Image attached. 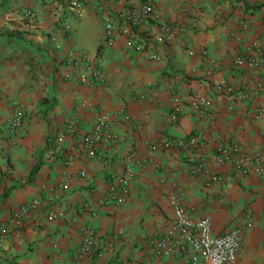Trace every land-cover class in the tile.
Wrapping results in <instances>:
<instances>
[{"label": "crops", "instance_id": "obj_1", "mask_svg": "<svg viewBox=\"0 0 264 264\" xmlns=\"http://www.w3.org/2000/svg\"><path fill=\"white\" fill-rule=\"evenodd\" d=\"M70 1L0 0V219L48 195L56 196L51 207L61 213L49 220L41 205L12 227L0 246V262L72 264L80 226L90 223L97 250L82 264H187L185 257L150 252V242L174 222L176 199L195 217L211 215L216 234L228 231L250 200L254 219L236 264H264V176L239 175L215 163L219 136L264 156V115L255 119L264 109V68L235 64L237 53L264 35V0H155L158 18L137 29L151 33L152 46L144 52L133 50L121 35L104 47L103 16L95 7L100 0H81L82 12ZM140 1L111 5L118 9ZM24 10H34L36 17H24ZM243 19L246 31L239 30ZM165 20L174 28L172 39L162 32ZM154 52L157 60L151 59ZM98 53L105 83L88 87L77 78L63 79L65 60ZM172 85L180 99L176 120ZM139 95L146 99L137 101ZM196 97L205 98L207 106L195 109ZM17 104L24 107L25 123L12 143L6 127ZM123 110L132 115V125L120 118ZM102 112L114 114L118 136L91 155L80 141ZM190 134L201 136L198 151L207 160V173L185 171L188 150L152 149L163 137ZM73 144L74 160L66 164ZM128 154L147 164L134 167L127 202L100 206L98 198L124 170ZM212 173L221 180L209 186ZM66 182L70 188L63 190ZM84 202L93 213L83 209Z\"/></svg>", "mask_w": 264, "mask_h": 264}, {"label": "built area", "instance_id": "obj_2", "mask_svg": "<svg viewBox=\"0 0 264 264\" xmlns=\"http://www.w3.org/2000/svg\"><path fill=\"white\" fill-rule=\"evenodd\" d=\"M113 0H100L96 3V9L102 14L104 22L105 40L104 47H110L118 35L128 39L129 45L137 52L146 51L152 46L151 33L149 30L139 33L142 25L150 20L158 18L156 12L155 0H141L140 3L131 4L124 8H114L111 5ZM70 4L78 12H82L83 5L81 0H71ZM22 15L26 18L34 19L36 12L34 10H24ZM249 23L243 19L239 22V30H248ZM162 32L168 39L173 38V26L168 21L161 23ZM102 44V45H103ZM157 53L151 54L152 60H157ZM235 64L243 68H264V35L257 38L246 47L245 51L240 50L235 58ZM63 79L77 80L88 87L101 85L105 83V77L101 68V56L99 53L94 57L84 55L79 58H70L65 60L63 66ZM171 93L174 101L173 119L176 120L180 114V99L175 85L171 86ZM249 97V94H245ZM139 102L146 99V95L135 97ZM195 109L207 106V100L203 97H196L192 103ZM119 116L129 125H132L133 117L130 113L123 110ZM264 109L257 110L255 119L263 117ZM25 123L24 107L20 104L12 109L7 122V133L12 143L16 142L17 136L22 131ZM117 123L114 114L111 112H102L96 119L95 124L80 141V146L91 155H95L98 148L104 142H111L117 139ZM60 140L64 139V134H60ZM201 146V136L190 134L185 137H163L161 141L152 144V149L167 150H188L191 152L187 159L185 171L190 175H199L207 173L208 163L204 156L198 151ZM76 144H73L70 151L66 154V164H71L74 160L73 150ZM215 163L217 166H231L239 175L255 173L264 176V156L263 152H253L248 150L241 142L227 143L225 138L219 136L216 144ZM147 162L139 160L132 154H128L125 159L124 170L112 176L107 187L98 198L100 206L121 207L124 205L130 195L131 183L135 175L134 167H142ZM86 175L85 171L81 172ZM221 177L215 173L209 174V186L213 182H218ZM69 184H63L62 189L68 190ZM42 189L50 191L47 185ZM223 195V189L219 192ZM56 196L48 195L46 199L33 198L22 203L14 209L8 219H0V246H2L11 233V228L24 223L32 213L38 211L41 205L47 206V218L49 220H58L61 213L51 207ZM174 222L172 226L161 234L160 237L152 240L150 252L153 256L170 258L185 257L187 264H236L237 255L243 245V240L248 227L251 225L254 215L251 201L248 200L239 214L237 222L222 234H216L213 230L212 217L209 214H203L195 217L184 205L176 199H173ZM83 209L88 213H93L89 203H83ZM82 236L81 243L76 250L72 264H82L83 260L92 257L98 244V236L94 226L90 223H84L80 226ZM58 249V245L54 246ZM0 264H11L8 261H1Z\"/></svg>", "mask_w": 264, "mask_h": 264}, {"label": "trees", "instance_id": "obj_3", "mask_svg": "<svg viewBox=\"0 0 264 264\" xmlns=\"http://www.w3.org/2000/svg\"><path fill=\"white\" fill-rule=\"evenodd\" d=\"M101 47H102V44H101V46L99 47V50H100ZM36 170H37V166L33 168V170H32V174H31V175H33V174L36 172Z\"/></svg>", "mask_w": 264, "mask_h": 264}]
</instances>
